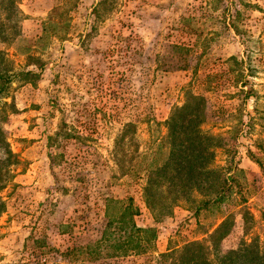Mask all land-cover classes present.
I'll return each mask as SVG.
<instances>
[{"label":"rangeland","instance_id":"obj_1","mask_svg":"<svg viewBox=\"0 0 264 264\" xmlns=\"http://www.w3.org/2000/svg\"><path fill=\"white\" fill-rule=\"evenodd\" d=\"M226 1L213 9L208 0H79L68 25L38 42L44 21L62 0H20L19 39L0 44L8 58L0 66L39 75L32 83L15 79L0 94V264H154L159 254L204 238L200 225L210 221L208 215L201 214L197 224L179 205L154 216L144 201L143 177L126 175L117 163L122 156L124 167L143 157L151 161L166 134L164 122L187 91L207 99L203 128L236 145L235 161L251 188L242 208L252 215V232L264 237V172L247 154L253 152L264 166V153L253 146L264 136V0L231 6V13L240 14V37L226 28ZM24 53L39 58L43 70L27 63ZM230 57L245 60L246 74L256 71L247 77L255 95L244 104L229 98L239 87L222 76L214 78V90L207 89ZM254 107L259 119L252 133L230 141L227 131L242 113L243 121L246 111L255 115ZM127 124L132 126L125 129ZM61 126L74 137L57 144L50 137ZM7 151L16 155L14 164ZM226 160L218 149L214 166L224 167ZM106 198L132 202L135 224L156 231L152 248L91 262L79 253L66 255L74 247L97 245V230L107 221ZM239 209L223 206L236 216L222 250L243 237ZM39 241L46 247L39 248Z\"/></svg>","mask_w":264,"mask_h":264},{"label":"trees","instance_id":"obj_2","mask_svg":"<svg viewBox=\"0 0 264 264\" xmlns=\"http://www.w3.org/2000/svg\"><path fill=\"white\" fill-rule=\"evenodd\" d=\"M79 0H62L61 7L55 9L43 23V34L38 42L45 41L49 36L56 34L57 29L65 28L66 18L77 6ZM209 4L216 9L225 0H208ZM235 1L227 0V8L230 14L226 28L233 30L237 36H242V31L237 25L240 20L238 10L231 13V6ZM20 0H0V44L7 45L19 39V22L23 16L19 10ZM59 21H56L57 19ZM190 18H183L188 21ZM186 28V26H185ZM187 29V28H186ZM250 40V38H248ZM247 39V41H249ZM176 50L189 52L188 48L176 46ZM26 62L43 70L44 63L32 54L24 53ZM248 57V55H247ZM246 57V58H247ZM0 62H8L7 55L0 50ZM244 59L238 60L230 57L226 60V69L219 75L211 77L207 82V89L214 90V78L220 76L226 78V82L239 87L238 92L231 94L229 98H238L244 104L255 92L251 87L247 88L248 76L253 77L254 71L246 74L242 64ZM246 70V69H245ZM39 73L33 70H23L12 73L0 66V94L5 92L8 84L15 79H25L32 83L31 78H37ZM224 75V76H223ZM247 88V89H246ZM206 89V90H207ZM205 91V92H208ZM220 111V110H219ZM220 118L221 113H216ZM254 114L245 112L246 120L242 115L230 130V141L237 142L238 136L251 134L256 125L258 109L254 107ZM207 99L203 94L186 92L184 102L181 106L174 107L167 120L164 122L166 134L161 137L159 145L154 152L150 162L143 157L140 162L131 166H122L123 159L118 158L117 163L123 169V173L138 177L141 175L144 180L143 196L147 208L154 216H161L168 213L176 206H183L190 212L191 217L200 224L201 214L208 215L210 221L200 225L204 229V238L188 242L180 249H173L159 254L154 264H264V237L253 233L252 215L242 206L248 202L251 188L247 183L244 171L239 168L236 160V145H227L225 138L220 133H213L203 127L208 121ZM262 115L260 119H262ZM264 119V118H263ZM214 123V122H213ZM132 124H127L125 129ZM263 126V125H262ZM262 133V132H261ZM127 132L121 134L118 143L124 140ZM74 137L71 132L60 127L50 140H69ZM253 146L264 153V136L257 138ZM224 150L227 157L224 167H215L214 161L216 151ZM122 152L124 151L121 148ZM248 156L264 172L262 160L253 152L247 150ZM8 158L12 160L9 164L15 163V154L7 151ZM12 177V176H11ZM234 203L240 207L238 214L243 220V237L237 246L227 250L221 249V242L232 232L235 224L236 214L225 213L223 206ZM111 206L115 209L112 213ZM104 209L107 221L97 230L100 238L96 241L94 248L74 247L66 252V255L79 253L87 261H96L102 256L123 258L133 253L140 255L152 248L156 239V231L153 228H141L134 222V216L138 214L137 208L132 202H122L111 198L104 199ZM3 210V203L0 202V212ZM39 248L46 247L44 241L38 242ZM59 264V263H53Z\"/></svg>","mask_w":264,"mask_h":264}]
</instances>
